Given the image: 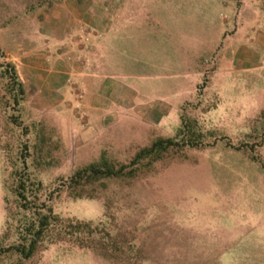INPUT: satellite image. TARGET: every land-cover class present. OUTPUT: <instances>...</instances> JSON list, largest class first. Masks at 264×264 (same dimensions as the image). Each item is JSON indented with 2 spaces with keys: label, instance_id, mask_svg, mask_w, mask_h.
Here are the masks:
<instances>
[{
  "label": "rangeland",
  "instance_id": "374dc122",
  "mask_svg": "<svg viewBox=\"0 0 264 264\" xmlns=\"http://www.w3.org/2000/svg\"><path fill=\"white\" fill-rule=\"evenodd\" d=\"M27 175L111 251L5 253ZM0 264H264V0H0Z\"/></svg>",
  "mask_w": 264,
  "mask_h": 264
},
{
  "label": "trees",
  "instance_id": "16d2710c",
  "mask_svg": "<svg viewBox=\"0 0 264 264\" xmlns=\"http://www.w3.org/2000/svg\"><path fill=\"white\" fill-rule=\"evenodd\" d=\"M16 192L20 200L19 213L10 217L7 229L16 239L5 253L28 261L54 244H74L82 248L93 245L98 251H111L107 242L96 240L98 233L89 230L91 225L65 220L55 214L51 200L42 199V183L32 176L20 180Z\"/></svg>",
  "mask_w": 264,
  "mask_h": 264
}]
</instances>
